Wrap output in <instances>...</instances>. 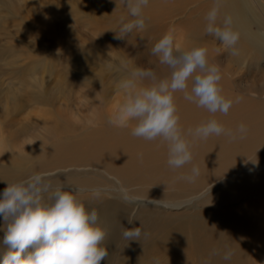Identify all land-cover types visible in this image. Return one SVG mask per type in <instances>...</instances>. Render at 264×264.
Here are the masks:
<instances>
[{"label": "rangeland", "instance_id": "1", "mask_svg": "<svg viewBox=\"0 0 264 264\" xmlns=\"http://www.w3.org/2000/svg\"><path fill=\"white\" fill-rule=\"evenodd\" d=\"M122 18L124 22L132 19L124 0H0V193L7 187L6 182L26 180L35 173L47 174L52 188L63 187L74 194L76 189H84L77 199L88 211L97 210L98 223L106 232L104 246L109 256L101 264L130 260L131 245L137 242V236L127 239L123 233L136 228V219L201 212L205 205L218 212L223 208V201L217 198L219 191L224 188L230 195V187L241 177L264 171V126L254 122H244L252 149L238 155L236 166L218 182L195 195L163 185V178L155 173L152 180L139 178L142 172L127 177L129 171L122 172L112 163L94 166L90 161L85 167L67 169L50 165L45 153L56 144H71L72 138L91 131L123 133L124 144L134 138L131 127L135 122L128 128L109 123V117L124 99L118 81L131 70L151 69L158 79L170 77L171 70L159 63L151 49L169 30L175 37L171 21L152 23L145 18L143 30L133 29L124 35L120 32ZM206 40L201 42L203 47ZM210 47L216 57H223L224 64L232 59L231 49L219 40ZM221 75L219 82L229 86L220 87L225 92L232 93L235 85L242 92L260 85L258 79L240 74ZM174 100L177 104L176 93ZM179 122L184 125L187 121ZM60 130L70 136L62 138ZM102 135L100 132L93 137ZM213 137L217 143L224 140L221 135ZM120 150L113 154L128 160L126 154L131 150ZM91 189H99V196L94 197ZM125 194L133 199L125 201ZM260 198L256 201L264 202V197ZM263 209L264 203H259L260 225H264ZM5 228L0 217V260L8 251L3 243ZM248 249L242 264H264V234L253 236Z\"/></svg>", "mask_w": 264, "mask_h": 264}, {"label": "bare ground", "instance_id": "2", "mask_svg": "<svg viewBox=\"0 0 264 264\" xmlns=\"http://www.w3.org/2000/svg\"><path fill=\"white\" fill-rule=\"evenodd\" d=\"M213 4L214 0H149L142 10L143 17L153 20L152 23L170 20L176 29L175 42L182 49L203 47L201 42L207 38V61L210 65L219 66L220 74L230 77L240 74L245 78L258 79L260 83L258 87H248L243 92L238 85L233 86L232 93L222 91L226 98H242L239 103H233L227 115L216 113L213 116L185 100L182 92H176L179 121H187L184 125L179 122V126L190 143L193 156L190 164L181 169L170 168L167 165V145L162 144L160 139L146 141L134 137L124 144L125 141L121 142L123 133L95 130L86 136L72 138L71 144H56L43 155L50 165L67 169L85 167L90 161L94 166L112 163L122 172L129 171L127 177L142 172L139 178L152 180L155 173L163 178V185L176 186L189 195H195L202 188L218 182L222 175L235 167L238 155L242 156L252 149L249 132L242 139L222 134L224 140L217 143L213 136L206 140L198 139L187 135V131L213 118L222 121L226 130L235 131L244 122L264 126V0H221V15L217 23L222 22L224 14L231 15L233 28L240 33L235 46L239 54L232 55L226 64L222 61L223 57L214 55L210 45L216 39L205 31V15ZM219 87L229 86L219 82ZM100 132L102 136L93 137ZM60 136L68 138L70 135L60 130ZM127 147L131 150L126 154L127 162L113 154V151L121 152V148ZM263 160L259 161L263 163ZM193 165L198 166L200 173L195 182L178 179L181 175L190 174ZM229 190L230 195L224 188L218 192L217 198L223 201V208L218 212L209 210L205 205V210L201 212L194 210L175 216L154 214L144 216L143 220L136 219L135 227L140 228V235L137 242L131 245L132 257L122 264H242L248 255L251 238L264 234L263 223L259 224L262 210L257 211L258 204L264 202L256 201L264 197V171L241 177ZM226 253L231 254L229 260L223 258Z\"/></svg>", "mask_w": 264, "mask_h": 264}, {"label": "clouds", "instance_id": "3", "mask_svg": "<svg viewBox=\"0 0 264 264\" xmlns=\"http://www.w3.org/2000/svg\"><path fill=\"white\" fill-rule=\"evenodd\" d=\"M132 17L128 22L121 19L120 32L124 35L133 29L146 27L142 10L149 0H124ZM221 0H214L213 6L205 15L206 34L214 36L231 55H238L236 45L239 31L233 28L231 15L224 14L222 22ZM151 53L159 63L170 70V77L158 79L151 69L134 68L126 78L118 81V90L123 91L124 99L109 117V123L128 128L132 122L131 135L146 141L160 139L167 145V165L181 169L193 160L190 143L179 126L180 117L174 93L182 92L184 99L203 108L213 116L216 113L227 115L235 100L223 96L219 87L221 80L218 66L207 61V49L193 46L182 49L176 42L172 30L166 32L152 47ZM144 81H150L145 85ZM191 82V83H189ZM247 126L240 123L235 131L226 130L216 119H208L195 129H188L187 135L206 140L210 136L227 135L232 139L243 138ZM199 168L193 165L190 174L178 179L195 182ZM44 173H35L7 187L0 193V217L6 225L3 243L8 251L0 264H101L109 256L104 246L106 232L98 223L96 209L88 211L85 204L77 199L84 189L73 191L63 187L52 188ZM122 191L126 190L122 189ZM94 197L99 189H91ZM125 201H131L127 194ZM127 239L140 235V228L126 230ZM231 258L230 253L223 257Z\"/></svg>", "mask_w": 264, "mask_h": 264}]
</instances>
